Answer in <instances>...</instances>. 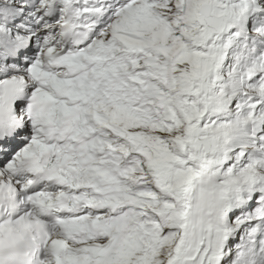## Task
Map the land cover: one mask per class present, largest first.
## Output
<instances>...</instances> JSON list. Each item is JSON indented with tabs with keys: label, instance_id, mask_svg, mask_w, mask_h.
<instances>
[{
	"label": "snow or ice",
	"instance_id": "1",
	"mask_svg": "<svg viewBox=\"0 0 264 264\" xmlns=\"http://www.w3.org/2000/svg\"><path fill=\"white\" fill-rule=\"evenodd\" d=\"M0 264H264V0H0Z\"/></svg>",
	"mask_w": 264,
	"mask_h": 264
}]
</instances>
